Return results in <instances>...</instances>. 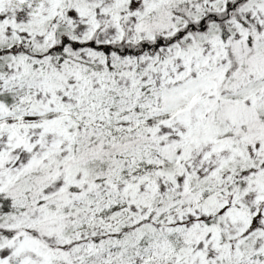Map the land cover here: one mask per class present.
Returning a JSON list of instances; mask_svg holds the SVG:
<instances>
[{"label":"snow or ice","instance_id":"snow-or-ice-1","mask_svg":"<svg viewBox=\"0 0 264 264\" xmlns=\"http://www.w3.org/2000/svg\"><path fill=\"white\" fill-rule=\"evenodd\" d=\"M0 264H264V0H0Z\"/></svg>","mask_w":264,"mask_h":264}]
</instances>
